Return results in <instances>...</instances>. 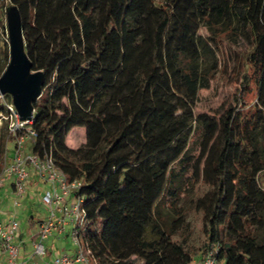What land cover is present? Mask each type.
Masks as SVG:
<instances>
[{
  "label": "trees",
  "instance_id": "1",
  "mask_svg": "<svg viewBox=\"0 0 264 264\" xmlns=\"http://www.w3.org/2000/svg\"><path fill=\"white\" fill-rule=\"evenodd\" d=\"M9 4L45 74L31 151L82 182L91 263L190 264L218 246L223 264H264V0H0V77ZM224 44L256 101L196 114L226 72ZM76 128L86 142L74 149ZM13 140L3 123L0 170Z\"/></svg>",
  "mask_w": 264,
  "mask_h": 264
},
{
  "label": "built area",
  "instance_id": "2",
  "mask_svg": "<svg viewBox=\"0 0 264 264\" xmlns=\"http://www.w3.org/2000/svg\"><path fill=\"white\" fill-rule=\"evenodd\" d=\"M6 113L0 116V126L7 123L8 132L14 137L13 149L8 148L0 170V189L9 181L13 185L12 207L19 208L27 192L30 171H34L50 189L40 197L41 204L47 210V217L40 224L36 239L33 243L34 256L43 259L47 255L45 242L55 234L64 233L66 226H72L71 242L75 248L74 254L56 253L52 264H92L89 251L83 245L79 230L85 224L83 200L77 196L82 188L81 181L69 182L65 175L56 168L52 159L40 158L33 154L31 146L36 137L31 121H20L19 115L12 102L7 103L3 96ZM30 144V152L27 148ZM20 222L11 218L6 222L0 221V254L5 256L6 264H18L21 229ZM219 247L209 249L205 256L196 257L190 264H223L217 258Z\"/></svg>",
  "mask_w": 264,
  "mask_h": 264
},
{
  "label": "rangeland",
  "instance_id": "3",
  "mask_svg": "<svg viewBox=\"0 0 264 264\" xmlns=\"http://www.w3.org/2000/svg\"><path fill=\"white\" fill-rule=\"evenodd\" d=\"M204 1L205 5L208 6L209 0ZM203 33H206V31H203ZM235 50H237V48H230L227 44L223 45V57L222 55H220V57L225 58L227 64L226 72H219L218 74H216V78L212 80L210 87L206 90L200 91L199 99L195 106L196 114L211 113L219 115L229 106V104L234 101V98H238L240 95L243 97L247 106L254 104V102L256 101V89L252 80L249 81L248 89H243L242 85L244 84L245 79L238 73L239 64L238 61H235L234 59ZM85 142V131L82 128H76L72 130L67 139V145L70 148L74 149L84 145ZM200 145L201 136L194 135L190 141L189 151L195 159L199 155ZM189 176L190 174L188 175V177ZM35 209L39 214L38 218L41 220L45 214V207L41 204H37ZM68 244L70 245V248L65 249L66 245L62 242H58L55 239L46 241L45 246H48L49 252H51L52 254L51 256H45L43 259L36 258V262H41V264L43 262H45L44 264H51L49 260H53L56 253L64 252V250L68 253V250H71V247L73 246L70 239L68 241ZM22 254L23 251H21L20 253V259L22 258Z\"/></svg>",
  "mask_w": 264,
  "mask_h": 264
},
{
  "label": "water",
  "instance_id": "4",
  "mask_svg": "<svg viewBox=\"0 0 264 264\" xmlns=\"http://www.w3.org/2000/svg\"><path fill=\"white\" fill-rule=\"evenodd\" d=\"M5 19L9 62L0 77V95L11 97L20 121H31L34 117V104L45 86V74L33 70L27 55L21 14L15 5L9 4L6 7Z\"/></svg>",
  "mask_w": 264,
  "mask_h": 264
},
{
  "label": "crops",
  "instance_id": "5",
  "mask_svg": "<svg viewBox=\"0 0 264 264\" xmlns=\"http://www.w3.org/2000/svg\"><path fill=\"white\" fill-rule=\"evenodd\" d=\"M68 139V138H67ZM9 153L13 149V143L7 145ZM30 144L27 148V152H30ZM50 189V186L46 184L43 179H41L34 171H30V178L27 183V192L25 197L21 201V206L19 208H13L11 203L13 199V185L9 181L2 189H0V221L6 222L7 220L15 217L21 224V229L18 237L19 243V260L18 264H41V262H36V257L34 256V247L33 243L36 239L38 229L40 224L47 217V210L45 208L44 217L40 220L39 214L37 212L36 205L41 204L40 197L44 195L46 191ZM42 205V204H41ZM43 206V205H42ZM32 223H36L34 227H31ZM72 231V226H66L64 233L55 234L54 237L50 238L55 239L58 242L64 243L66 246L65 249H69L70 245L68 241L70 238V233ZM72 244V242H71ZM73 246V244H72ZM30 248V249H29ZM48 252L46 256H51L48 246H46ZM23 251L22 258L20 259V253ZM67 253V251L64 250ZM75 248L71 247V250H68V253L71 255L74 254ZM61 253V252H60ZM52 264V259L49 260ZM43 262L42 264H44ZM0 264H6L5 256L0 254Z\"/></svg>",
  "mask_w": 264,
  "mask_h": 264
}]
</instances>
